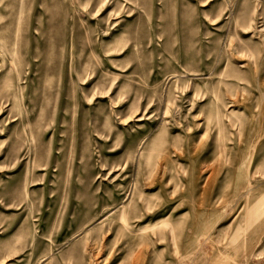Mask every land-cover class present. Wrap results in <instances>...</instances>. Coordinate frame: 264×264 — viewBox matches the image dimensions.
Wrapping results in <instances>:
<instances>
[{"label": "rangeland", "instance_id": "rangeland-1", "mask_svg": "<svg viewBox=\"0 0 264 264\" xmlns=\"http://www.w3.org/2000/svg\"><path fill=\"white\" fill-rule=\"evenodd\" d=\"M0 264H264V0H0Z\"/></svg>", "mask_w": 264, "mask_h": 264}]
</instances>
